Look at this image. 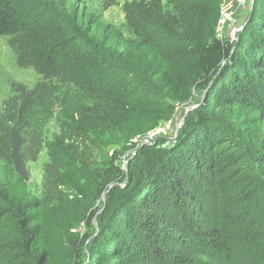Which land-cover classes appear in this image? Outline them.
I'll use <instances>...</instances> for the list:
<instances>
[{"label": "trees", "instance_id": "trees-1", "mask_svg": "<svg viewBox=\"0 0 264 264\" xmlns=\"http://www.w3.org/2000/svg\"><path fill=\"white\" fill-rule=\"evenodd\" d=\"M219 2L131 0L126 37L104 47L49 1L0 0V35L39 76L1 103L0 264H82L85 248L86 264H264V139L249 149V118L231 117L264 105V0L233 41L216 34ZM194 89L175 143L139 146L125 170L130 139Z\"/></svg>", "mask_w": 264, "mask_h": 264}, {"label": "rangeland", "instance_id": "rangeland-1", "mask_svg": "<svg viewBox=\"0 0 264 264\" xmlns=\"http://www.w3.org/2000/svg\"><path fill=\"white\" fill-rule=\"evenodd\" d=\"M49 1L50 4L67 19L73 21V23L78 26L95 44L103 45L104 47H109L110 45H117L119 37L121 35L125 36L124 23V5L131 0H45ZM254 0H245L244 4L237 8L234 12L232 19L228 24L222 28V30L217 33L219 37H228L229 40H236L238 33L243 29L246 23V17L248 11L252 8ZM121 47V46H119ZM39 76L32 67H20L16 64L14 53L10 48L7 37L0 35V110L2 100L5 99L10 94L11 82H21L28 87H32ZM204 91L201 89H194L191 92L189 99L183 103H176L174 115L172 120V129L169 134H159L151 142L145 141V137L150 131L144 134L136 135L130 139L133 144L131 150H129L125 155L122 156V166L126 170L129 158L133 155L134 150L145 143H155L156 141H161L159 145L162 148H167L175 143V137L179 134V129L184 126L186 119L193 109L199 105V101L203 98ZM238 109V113L235 116H231L232 119L238 118L241 120L244 117H248L249 121L246 126L240 127L242 134L249 132L246 135V143L249 149L254 147V144L258 141L264 139V105L263 107L257 108L251 103H243L240 106L234 107ZM222 111H219L221 114ZM182 123L180 124V121ZM165 123L159 124L158 126H163ZM175 128L177 130L174 133ZM156 128L152 129L155 130ZM56 131L55 122H51L48 126V137L46 141L51 140L52 134ZM161 136L163 137L160 140ZM148 138V136L146 137ZM174 139V140H173ZM252 151V150H251ZM249 151L248 153H252ZM233 153V152H232ZM48 158L46 147H43L38 155V159L33 162H29V169L31 172V177L28 183L24 186L23 191L28 192L30 196L38 198L41 195L42 186V164ZM243 161V160H242ZM1 170V166H0ZM105 200V194H103L102 199L97 202V205H102ZM96 226V222H95ZM83 254L82 264H86L90 259L89 250L85 248ZM206 262V263H205ZM136 264H158L154 262H149L144 258H140L139 262ZM200 264H208V261H204Z\"/></svg>", "mask_w": 264, "mask_h": 264}, {"label": "built area", "instance_id": "built-area-1", "mask_svg": "<svg viewBox=\"0 0 264 264\" xmlns=\"http://www.w3.org/2000/svg\"><path fill=\"white\" fill-rule=\"evenodd\" d=\"M245 0H220L219 2V18L216 27V32L219 33L228 22L232 19L234 12L237 8L244 4ZM173 123L170 119L163 126H157L155 130H150L147 134L148 138L145 137V141L151 142L159 134H169Z\"/></svg>", "mask_w": 264, "mask_h": 264}, {"label": "water", "instance_id": "water-1", "mask_svg": "<svg viewBox=\"0 0 264 264\" xmlns=\"http://www.w3.org/2000/svg\"><path fill=\"white\" fill-rule=\"evenodd\" d=\"M181 123H182V120L180 121V124H179V126H177V127H180ZM176 130H177V128H175L174 133H175ZM175 138H176V137H175ZM175 138H174V139H175ZM174 139H173V140H174Z\"/></svg>", "mask_w": 264, "mask_h": 264}]
</instances>
